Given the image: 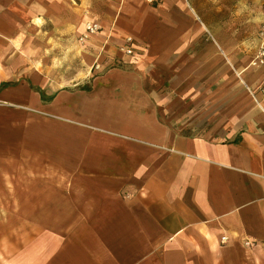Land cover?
<instances>
[{"label": "crops", "instance_id": "obj_1", "mask_svg": "<svg viewBox=\"0 0 264 264\" xmlns=\"http://www.w3.org/2000/svg\"><path fill=\"white\" fill-rule=\"evenodd\" d=\"M212 13L0 0V264H264L258 32Z\"/></svg>", "mask_w": 264, "mask_h": 264}, {"label": "rangeland", "instance_id": "obj_2", "mask_svg": "<svg viewBox=\"0 0 264 264\" xmlns=\"http://www.w3.org/2000/svg\"><path fill=\"white\" fill-rule=\"evenodd\" d=\"M196 1H200L201 5L205 7V10H212L214 12L210 15L211 27L208 25L204 27L205 33L207 34L209 40L216 42L215 37H221L224 39L229 38V41L233 45L236 44L237 46L239 42L240 45L243 43H247V45L250 46L254 45L255 36L258 32L259 37V31L263 23L262 21L264 20V0ZM88 23H97L101 27L99 32L102 30V26L100 23L93 20L89 21ZM6 202L8 204V201H0V208H2L3 203ZM3 222L8 223L9 217H4L0 210V226ZM1 234L2 233L0 231V236ZM1 258L2 257L0 254V259Z\"/></svg>", "mask_w": 264, "mask_h": 264}, {"label": "built area", "instance_id": "obj_3", "mask_svg": "<svg viewBox=\"0 0 264 264\" xmlns=\"http://www.w3.org/2000/svg\"><path fill=\"white\" fill-rule=\"evenodd\" d=\"M147 3L153 4L156 3L158 0H145ZM100 26L97 23H88L86 26V34L84 35V38L88 37V35H92L94 33H98L100 30ZM133 38L127 37L126 44L121 48V50L126 53L127 55H134V50L132 47ZM253 66H261L264 65V22L262 23V26L259 31V48L257 55L252 61ZM261 94L264 95V85L260 87ZM223 241H225V237L223 238Z\"/></svg>", "mask_w": 264, "mask_h": 264}, {"label": "trees", "instance_id": "obj_4", "mask_svg": "<svg viewBox=\"0 0 264 264\" xmlns=\"http://www.w3.org/2000/svg\"><path fill=\"white\" fill-rule=\"evenodd\" d=\"M10 83H3L2 86H7L9 85ZM85 88V87H84Z\"/></svg>", "mask_w": 264, "mask_h": 264}]
</instances>
